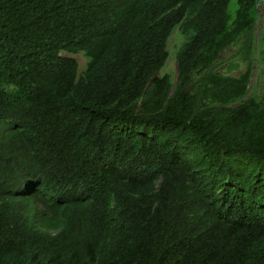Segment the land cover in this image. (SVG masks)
Segmentation results:
<instances>
[{
	"label": "trees",
	"instance_id": "1",
	"mask_svg": "<svg viewBox=\"0 0 264 264\" xmlns=\"http://www.w3.org/2000/svg\"><path fill=\"white\" fill-rule=\"evenodd\" d=\"M231 1L0 0V264H264V70L214 71L264 0Z\"/></svg>",
	"mask_w": 264,
	"mask_h": 264
},
{
	"label": "rangeland",
	"instance_id": "2",
	"mask_svg": "<svg viewBox=\"0 0 264 264\" xmlns=\"http://www.w3.org/2000/svg\"><path fill=\"white\" fill-rule=\"evenodd\" d=\"M235 8L236 2L232 0L229 12L233 14ZM262 15L263 8L258 5L253 27L220 55L214 67L216 73L233 77H238L250 69L248 95L257 97L261 94V74L264 70V21ZM184 42L185 37L175 28L167 41L169 57L164 67L158 72V76L168 74L171 76L172 83H175L177 77L176 53ZM63 56L74 58L79 64V72L85 69L87 59L82 53L75 55L64 53Z\"/></svg>",
	"mask_w": 264,
	"mask_h": 264
}]
</instances>
